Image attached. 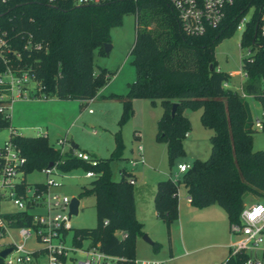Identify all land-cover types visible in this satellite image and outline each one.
Here are the masks:
<instances>
[{
  "label": "trees",
  "instance_id": "16d2710c",
  "mask_svg": "<svg viewBox=\"0 0 264 264\" xmlns=\"http://www.w3.org/2000/svg\"><path fill=\"white\" fill-rule=\"evenodd\" d=\"M248 1L236 2L221 25L199 36L181 33L172 10L163 0H112L103 5L77 7L66 3L49 6L40 0L0 4V27L8 36L29 32L44 46L40 51L22 52L24 68L39 83L37 95L74 99L80 104L94 98L111 76L103 69L93 73V52L104 55V45L110 44V30L122 23L123 16L134 17V42L129 55L135 78L125 95L107 97L117 99L122 107L113 134L114 148L107 158L89 154L96 160L92 166L77 159L74 149L64 153L56 150L43 136L8 137L25 157L24 175L49 164L62 174L76 169L92 171L94 178L80 188L78 195H93L95 226L77 229V234L89 236L93 244L109 254L133 258L131 244L141 234V224L135 217L133 189L128 182L132 176L121 167L120 178L113 180L110 163L121 159V128L131 116L134 98L151 103L158 100L162 113L156 121V139L165 143L169 165L183 153L182 141L190 126L183 115L185 109L200 110L199 122L211 130L206 159L193 160L179 179L168 177L156 183L153 207L166 225L177 217L179 185L191 206L201 209L215 204L223 208L227 223L238 221L245 194L264 200V151H252L253 121L245 100L255 98L264 114V50L254 48L264 40L256 34L254 23L240 34L239 47H248L251 52L241 59L244 79L240 93L223 86L230 75L216 70L213 53L217 43L235 30L240 11ZM15 46L20 49V44ZM172 103L176 108L171 116ZM8 126L9 118L0 112V129ZM260 131L264 132V120ZM23 215L29 217L28 213ZM20 217L18 213L10 215L18 221ZM118 230L125 237L116 236ZM244 257L237 254L227 260L229 264H242Z\"/></svg>",
  "mask_w": 264,
  "mask_h": 264
},
{
  "label": "rangeland",
  "instance_id": "374dc122",
  "mask_svg": "<svg viewBox=\"0 0 264 264\" xmlns=\"http://www.w3.org/2000/svg\"><path fill=\"white\" fill-rule=\"evenodd\" d=\"M248 14L245 15L247 17ZM122 23L113 27L109 32L110 49L104 55L93 52L92 70L98 74L103 69L111 76L99 90L102 95L97 97L95 103L79 104L74 99H57L53 95L46 97L55 100L52 103L31 102L26 100L15 101L9 109V127H16V133L20 136H35L38 128L47 130L46 142L56 150L60 147L55 143L58 139H65L68 150L71 142L81 151L88 148L90 155L96 158H107L114 148L113 134L117 129L116 121L122 107L117 99H108L109 95H125L128 85L134 80L135 72L129 55L130 47L134 42L135 20L132 14L122 17ZM241 31L235 29L229 37L221 39L213 49L216 70L225 73H233L226 88L233 92H241V83L244 79L240 70L241 59L248 56V48H240L239 41ZM104 96V97H102ZM249 104L252 121L261 119V109L257 100L245 97ZM42 101H45L42 99ZM80 107V108H79ZM132 113L130 118L121 128V142H123L120 160L110 163V175L113 180L120 178L119 169L125 167L134 179L132 185L135 217L140 222L141 234L136 235L132 242V255L134 259H159L167 261V264H220L228 256V246L233 238L228 233L226 213L217 205L210 208H195L186 205V196L182 185L177 192V217L166 225L157 216L153 207V196L156 183L159 180L171 177L179 179L176 173L178 163H191L195 159L203 161L210 151L208 137L211 130L203 127L199 122L200 110L185 109L183 115L190 123L188 135L183 138L181 156L176 157L169 165L166 158V145L156 139V121L161 116L162 109L158 100L150 102L146 99L134 98L131 101ZM79 111L82 115L79 119L71 122V112ZM90 109V112H89ZM18 125L29 128H19ZM251 134V148L264 151V132L253 124ZM9 137L8 128L0 129V146ZM138 137V138H137ZM142 148L143 163L131 166L129 160L136 157L137 146ZM64 151V150H63ZM83 170H72L64 176L56 177L62 184L57 189L60 194L69 197L76 196L79 200L77 214L70 218L72 229H91L95 226L94 197L78 193L82 186H87L92 178L84 177ZM175 175H177L175 177ZM28 184L33 182L44 183V175L36 169L30 170L25 175ZM264 200L247 193L244 196V207ZM208 207V206H206ZM5 211L14 208L10 203L2 205ZM214 209L213 217L205 214ZM217 212L219 214H217ZM218 230L220 234H218ZM216 235V237L214 236ZM225 235L227 248H219V238ZM146 236L154 245L144 241ZM16 233L10 236L0 237V247L17 240ZM33 243L28 241L26 247L31 248ZM22 264V263H12ZM30 264H44L42 259L32 261Z\"/></svg>",
  "mask_w": 264,
  "mask_h": 264
},
{
  "label": "built area",
  "instance_id": "2783aa9c",
  "mask_svg": "<svg viewBox=\"0 0 264 264\" xmlns=\"http://www.w3.org/2000/svg\"><path fill=\"white\" fill-rule=\"evenodd\" d=\"M13 0H0L5 5ZM49 6L63 3L77 6H95L111 3L112 0H40ZM134 1V0H132ZM172 10L179 31L187 36H199L208 29H215L223 23L236 2L241 0H163ZM238 17L235 29L244 32L247 25L254 23L256 34L264 40V0H249ZM248 14L247 17L245 15ZM20 44L18 49L15 44ZM263 44H255L254 48ZM248 48V47H247ZM44 49L42 42L34 40L29 32H17L7 35L0 27V112L9 118L11 104L19 100L45 99L37 95L40 91L39 83L34 76L24 68L22 52L40 51ZM251 55L248 49V56ZM244 76V74H243ZM225 86V84H223ZM242 96H244L242 94ZM264 120L255 118L253 124L260 129ZM9 135L16 132L8 126ZM186 132L184 137L187 136ZM63 153L65 139L55 142ZM142 148L137 146L136 157L129 160L131 166L143 163ZM73 155L90 165H96L85 151H73ZM25 157L16 144L8 139L0 146V237L16 233L17 240L0 247L10 248L2 259V264L22 263L30 264L41 260L44 264H167L159 259H134L124 255L109 254L93 244L89 236H81L70 225L68 205L70 199L76 196L60 194L57 189L62 187L56 178L64 176L55 165L47 166L39 171L44 175V183L26 182L23 174ZM189 167V163H178L176 173L182 174ZM87 178H94L92 171H84ZM177 175H175L176 177ZM134 183L133 178L128 180ZM77 198V197H76ZM189 200V198H188ZM10 203L12 211H5L2 205ZM78 208V207H77ZM21 214L20 220L10 218L11 214ZM28 213L29 217L23 214ZM106 224V221H103ZM228 233L233 238L228 246V257L237 254L244 255L242 264H264V204L256 202L244 207L237 222L228 223ZM116 236L125 237L122 231H116ZM31 241L33 246L26 247ZM220 264H229L228 260Z\"/></svg>",
  "mask_w": 264,
  "mask_h": 264
},
{
  "label": "crops",
  "instance_id": "0c3cea01",
  "mask_svg": "<svg viewBox=\"0 0 264 264\" xmlns=\"http://www.w3.org/2000/svg\"><path fill=\"white\" fill-rule=\"evenodd\" d=\"M229 75H230V77L233 75V73H228ZM102 93H104V92H102V90H99L98 92H97V95L94 97V98H92V99H89L86 103H89V102H91V103H95L98 99H97V97L98 96H101L102 95ZM102 97H104V96H102ZM43 100H45V101H42V99H28V100H26V101H24L25 103H31V102H39V103H43V104H45V103H52V102H55V100H48V99H43ZM79 102V101H78ZM79 104H80V102H79ZM80 108V107H79ZM73 110V109H72ZM89 112H90V109H89ZM81 115H82V112L81 111H79L78 113L76 112V111H72L71 112V122L70 123H72V121H74V120H76V119H79L80 117H81ZM17 127H19V128H29V127H31V126H29V127H26V126H22V125H18L17 124ZM14 130H15V132H16V127H12ZM17 134V133H16ZM38 135H40V136H43V137H47V130L45 131V130H43L42 128H38V132L36 133V135L35 136H38ZM138 138V137H137ZM59 140V139H58ZM57 141V140H56ZM68 143H66V144H64V146H63V153L65 152V151H68V150H70V149H72V147L70 146V148L68 149V150H66V149H64V147H65V145H67ZM75 145L74 143H72L71 142V145ZM82 151H85V152H87L88 154H90L89 152H88V150H90V149H86V148H83V149H81ZM181 163V162H180ZM136 165V164H135ZM25 179V178H24ZM26 180V179H25ZM134 180V179H133ZM33 183H41V182H33ZM134 184V183H133ZM132 184V185H133ZM183 191L185 192V190H184V188H183ZM185 196H186V205H188L189 204V200H188V195H187V193L185 192ZM209 206H212V205H209ZM205 207V208H210V207ZM216 213V211H214V209H210V210H208V211H206V213L205 214H210V216L211 217H213V215ZM217 214H219L218 212H217ZM218 234H220V232H219V230H218ZM215 237H216V235H214ZM220 240H219V244H217L218 245V247L219 248H227V244L224 242L225 241V235H223L222 236V238H220V237H218Z\"/></svg>",
  "mask_w": 264,
  "mask_h": 264
},
{
  "label": "water",
  "instance_id": "95a60500",
  "mask_svg": "<svg viewBox=\"0 0 264 264\" xmlns=\"http://www.w3.org/2000/svg\"><path fill=\"white\" fill-rule=\"evenodd\" d=\"M110 49V44H105L104 45V53H107ZM208 68L210 69L211 67L208 66ZM171 110H170V115L172 116L174 111H175V103H172L171 104ZM72 149H76L77 146L76 145H71ZM49 166H51V164H49ZM78 204H79V200L76 198V197H73L70 199V202H69V205H68V210L70 212V214L72 215H76L77 214V207H78ZM143 239L145 242H147L148 244H152L149 239L146 237V236H143ZM10 251V248H4L2 250H0V258H3L5 257V255Z\"/></svg>",
  "mask_w": 264,
  "mask_h": 264
}]
</instances>
